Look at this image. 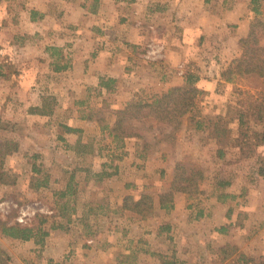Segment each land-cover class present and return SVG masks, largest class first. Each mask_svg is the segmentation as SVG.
Listing matches in <instances>:
<instances>
[{
	"label": "rangeland",
	"instance_id": "obj_1",
	"mask_svg": "<svg viewBox=\"0 0 264 264\" xmlns=\"http://www.w3.org/2000/svg\"><path fill=\"white\" fill-rule=\"evenodd\" d=\"M37 3V0H0L1 13L12 11L8 20L0 17V50H3L0 57L11 60V64H6L9 72L24 67L29 56H42L45 38L40 32L25 27L23 18L12 16ZM258 20L261 24L255 30L264 46V19ZM198 91L190 119L184 121L185 116L178 128L154 118L126 121L130 132L136 135L133 138L140 140V148L150 150L166 144L173 157L171 178L159 175L158 170L155 177L146 180L151 184L142 183L143 179L136 177L133 187L131 177H114L116 164L124 154L123 141L115 140L114 147L119 149L112 148L107 137L111 130L104 128L117 119L118 110L114 107L118 103L114 98L95 97L86 107L79 104L77 97L64 95L59 111L55 97L57 106L52 116L28 118L20 111L22 106L17 112L8 109L0 115L2 121L16 126L15 132L0 131L1 141L16 143V150L6 159L4 167L8 184L0 183V250L6 253L10 263L158 264L168 257L157 252L160 249L156 235L161 233L160 243L168 245L169 250L181 246L187 234L186 248L199 264L225 261L264 264V179L258 174V169L264 168V146L250 147L249 143H243L229 122L235 117L234 108L264 101V92H252L236 85L220 112L203 113L202 108L210 99L205 92ZM32 97L30 100L37 99ZM44 97L40 106L29 109L41 107ZM142 103L132 101L125 108L132 105V110L138 112L136 107ZM83 116L92 124L77 133L69 124ZM198 120L203 123L201 130L196 129ZM216 124L230 129L223 144L211 136ZM251 127V130L259 128L254 124ZM75 139L79 140L78 152L84 156H75L76 148H70L73 146L70 142ZM237 142L242 149L231 147ZM140 166L139 162L133 168L139 171ZM178 177L194 178L195 184L189 189L195 192L176 193L173 209L161 208L160 198L172 192L174 184L182 187L190 184L178 182ZM44 181L45 186L36 187ZM69 184L73 193L60 199L59 192H65L63 188L67 189ZM142 188L145 189L141 192ZM126 191L130 194L125 195ZM143 194L153 198L151 209L141 214L123 209V197L138 200ZM180 220L185 222L183 227ZM5 226L33 228L35 238L13 239L3 233ZM42 232L49 233L43 242ZM174 242L177 243L174 245ZM58 246L61 247L56 252ZM224 248L230 251L221 253ZM70 250L77 252L75 258L70 257ZM102 251L107 258H100Z\"/></svg>",
	"mask_w": 264,
	"mask_h": 264
},
{
	"label": "crops",
	"instance_id": "obj_2",
	"mask_svg": "<svg viewBox=\"0 0 264 264\" xmlns=\"http://www.w3.org/2000/svg\"><path fill=\"white\" fill-rule=\"evenodd\" d=\"M37 2L33 8L14 12L12 16L23 18L25 27L40 32L45 38L42 56L27 57L23 69L15 72H7L6 64H11V60L0 57V68L5 73L0 77V115L8 109L17 112L22 106L20 111L24 116L35 118V115H29L28 109L40 106L44 96L58 98L59 111L64 95L77 97L79 104L85 106L95 97L114 98L118 103L114 108L119 111L132 101L152 102L164 97L171 88L185 86L188 81L194 82L210 99L204 104L203 113L220 112L236 85L252 92H264V76L233 77L229 81L225 78L241 55L240 40L248 37L255 19H264V0ZM11 12H0V17L8 20ZM151 49L158 52L153 56ZM32 96L37 99L30 100ZM19 97L21 99L17 100ZM184 119L187 122L190 115ZM90 124V119L83 116L72 121L69 127L82 133ZM113 125L114 121L108 122L104 128L111 130ZM107 137L112 148L119 149L114 147L116 142L111 132ZM139 142L136 138H126L121 143L124 154L116 164L114 177H131L132 187L136 177H141L142 183L151 184L146 180L155 177L158 170L159 175L171 178L173 157L169 155L167 145L160 144L148 150L140 148ZM70 143H73L70 148L75 149L79 140ZM75 150V156L85 155L77 148ZM139 162L142 166L138 171L133 166L137 167ZM128 194L126 191L125 195ZM180 224L183 227L185 222L180 220ZM183 237L181 246L169 250L168 245L160 243L161 233L156 235L160 249L157 252L168 256L166 261H158V264H199L186 248L189 236ZM229 251L224 248L220 252L226 254ZM76 253L72 251L70 257L75 258ZM99 254L100 258H107L104 251Z\"/></svg>",
	"mask_w": 264,
	"mask_h": 264
},
{
	"label": "trees",
	"instance_id": "obj_3",
	"mask_svg": "<svg viewBox=\"0 0 264 264\" xmlns=\"http://www.w3.org/2000/svg\"><path fill=\"white\" fill-rule=\"evenodd\" d=\"M260 24L261 23L259 20L255 19L251 25L248 37L240 40L239 45L241 49V55L233 62L231 68L226 72L225 78L228 81L232 80L233 77H243L248 75H256L259 77L264 76V46L258 38V33L255 30V28ZM57 69L60 70L61 67H58ZM4 74L5 73H3V70L0 68V77H2ZM198 92L199 91L196 88L194 82L188 81L185 86L174 87L170 89L166 97H158L152 102L138 104L136 107L138 112L136 110H132L134 107L129 105L127 108L116 112L117 119L115 120L113 128L111 129V134H113L115 140L120 142L124 141L126 138L136 137V135L130 132V128L126 126V121L138 120L140 118H154L157 122H166L169 125H176L178 128L180 126L181 119L191 114L195 109V99ZM56 106V98L54 96H46L43 98L41 107H31L28 112L29 114L48 117L55 113ZM232 113L235 114V117L229 122L230 124L234 125L235 130H237L239 137L242 139V142L245 144L249 143L250 147L264 146V101H254L247 105H242L240 108H234ZM252 124H254V126H258L259 128L254 127V130H251ZM15 127L16 126L10 121H2L0 119V131L5 130L15 132ZM196 129H203V123L200 120L196 121ZM229 133L230 129L216 124L211 136L212 138L217 139L220 144H223L225 143V139H227L229 136ZM249 133H251L252 136H250ZM230 140L233 142L236 141L231 138ZM250 141H253V143ZM245 144H242V146ZM240 146L241 144L237 142L231 147L235 149H242ZM15 150L16 143L14 141L0 140L1 184H8L4 167L6 159L12 155ZM223 151L224 150H220L219 152L223 153ZM34 169V171H40L36 168ZM258 174L264 179V168H259ZM194 180V178L184 179L178 177V182L188 181L190 184L187 187L177 186V184H174L172 192L166 193L160 198V207L166 210L173 209L174 195L176 193L189 194L195 192V190L189 189L191 185L194 186ZM46 183V181L38 182L36 187L39 188L40 186H45ZM72 193L73 190L71 184H69L65 192H59L60 199L67 198V196L71 195ZM153 206V198L148 194H143L138 200H135L132 196H127L124 198L123 209L136 214H141L144 211L151 209ZM3 233L13 239H21L23 241H29L35 238L34 229L28 227L22 228L20 226H5L3 227ZM48 235V232H42L41 242H43V239ZM0 259L2 264H11L10 259L2 250H0Z\"/></svg>",
	"mask_w": 264,
	"mask_h": 264
},
{
	"label": "built area",
	"instance_id": "obj_4",
	"mask_svg": "<svg viewBox=\"0 0 264 264\" xmlns=\"http://www.w3.org/2000/svg\"><path fill=\"white\" fill-rule=\"evenodd\" d=\"M150 52H151V54L154 56V55L158 52V50L151 49Z\"/></svg>",
	"mask_w": 264,
	"mask_h": 264
}]
</instances>
